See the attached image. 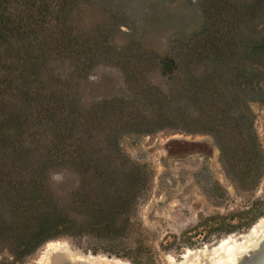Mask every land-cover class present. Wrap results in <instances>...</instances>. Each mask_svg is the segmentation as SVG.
<instances>
[{
    "label": "rangeland",
    "instance_id": "374dc122",
    "mask_svg": "<svg viewBox=\"0 0 264 264\" xmlns=\"http://www.w3.org/2000/svg\"><path fill=\"white\" fill-rule=\"evenodd\" d=\"M74 13L84 33L94 37L108 35L118 51L98 57L89 75L76 80L80 86L78 105L89 114L97 112L107 100L127 101L123 116L132 115L125 117L126 123L118 122L119 130L123 125L160 122L165 113L158 104L157 91L145 88L173 93L188 78L185 68L172 78L164 75L157 60L144 62L149 57L144 51L160 56L181 54L179 61L192 62L189 70L200 82L216 75L219 69L214 56L202 55V41L236 34V30L245 37L264 35V0H90ZM241 56H235L227 67L228 81L233 79L238 91L236 62ZM53 66L50 81L59 77L65 82L71 71L59 62ZM259 87L264 91V79ZM242 96L253 112L259 149L264 153V99L251 101L248 90ZM255 96L263 98L261 94ZM183 104L192 117L184 119L175 111L178 125H156L150 133L124 129L116 134V148L110 146L105 134L97 135L89 150L94 159L108 162L104 166L117 171L121 188H127L126 175L138 169L146 181L127 213L119 217L120 233L111 236L85 230L73 237L49 240L22 264H63L69 259L50 249V244H64L71 253L117 257L125 264H210L222 257L215 249L223 240L251 230L264 217V165L244 181L252 173L246 163L249 155L238 148L239 139H228L233 153L225 156L214 133L193 125L198 107L187 96ZM239 110L240 105L232 111L235 118ZM27 128L24 135H13L15 150L0 146V216L9 225L23 220L16 210L19 196L24 194L20 187L27 183L35 187L31 176L38 180L41 168L47 165L46 144L53 138L51 127L38 125L34 117L29 118ZM20 151H25V156ZM56 162L52 161L47 169L48 187L62 203H72L74 192L83 183L82 176L73 163ZM0 233V262L12 260L10 252L16 239L9 233ZM239 245L232 246L236 248L233 253L244 247ZM205 250L207 254H200ZM188 253L196 255L191 257Z\"/></svg>",
    "mask_w": 264,
    "mask_h": 264
},
{
    "label": "trees",
    "instance_id": "16d2710c",
    "mask_svg": "<svg viewBox=\"0 0 264 264\" xmlns=\"http://www.w3.org/2000/svg\"><path fill=\"white\" fill-rule=\"evenodd\" d=\"M88 2L90 0H0V146L15 150L11 139L13 135L25 134L29 118L34 117L38 125L51 127L53 131V138L46 144L47 165L41 168L38 180L31 176L35 187H30L29 183L20 187L24 194L19 196L16 210L23 220L9 225L0 216V231L16 239L10 252L12 260L0 264H22L45 242L63 236L73 237L85 230L111 236L120 233L118 219L127 213L146 181L138 169L126 175L127 188H121L117 171L111 170L110 165L104 166L108 162L94 159L95 155H89V150L97 135L105 134L110 146L116 148V134L124 129L150 133L156 125H178L175 111L184 119L192 117L191 112L184 109L188 108L183 104L186 96L199 109L192 119L193 125L214 133L225 156L233 153L228 139L232 136L239 139L238 148L249 155L246 163L252 173L244 181L264 165L253 112L242 96L243 91L248 90L251 101L264 99V91L259 87L264 79V35L245 37L243 32L236 30V34L216 35L202 41V55L214 56L219 69L216 75L200 82H196L192 69L189 70L192 62L179 61L181 54L160 56L144 51L143 54H149L144 62L157 60L164 75L172 78L185 68L188 78L173 93L147 86L146 91H157L158 104L165 113L162 120L151 125H123L119 130L118 122L126 123L125 117L132 115L123 116L127 101L107 100L97 112L89 114H85L77 102L80 86L76 80L79 82L89 75L98 57L118 52L108 35L94 37L81 30L74 12ZM239 55L242 56L236 62L235 79H238L236 85L240 91L234 89L233 79L228 81L229 63ZM56 62L71 71L65 82L59 77L54 81L49 79ZM258 94L263 98L255 96ZM239 105V116L235 118L232 111ZM24 153L20 151L25 156ZM52 161L57 164L69 161L82 176L83 183L74 192L72 203H62L48 187L46 173Z\"/></svg>",
    "mask_w": 264,
    "mask_h": 264
},
{
    "label": "water",
    "instance_id": "95a60500",
    "mask_svg": "<svg viewBox=\"0 0 264 264\" xmlns=\"http://www.w3.org/2000/svg\"><path fill=\"white\" fill-rule=\"evenodd\" d=\"M261 219H259V221ZM250 231L251 230H249L247 233H244V235L249 234ZM251 243H252L251 246L248 245L246 247L238 248L236 250L237 252L233 253L232 255L230 254V255L222 256L216 259L214 262H211L210 264H264V235L258 238L257 240H252ZM80 253L83 255L82 260L67 259L63 264H105L101 262H94L88 260V257H99V256L106 258L108 260L120 261L123 263L125 262L117 257H107L101 254H92V253H84V252H80ZM128 263L133 264L129 261Z\"/></svg>",
    "mask_w": 264,
    "mask_h": 264
},
{
    "label": "bare ground",
    "instance_id": "6f19581e",
    "mask_svg": "<svg viewBox=\"0 0 264 264\" xmlns=\"http://www.w3.org/2000/svg\"><path fill=\"white\" fill-rule=\"evenodd\" d=\"M263 235H264V218H262L260 221H258L256 223V225H254V227L251 229V231L249 232L248 235H232V236L228 237L227 239L223 240L218 245V247L215 249V253L216 254L222 253V256H224L226 254L227 255H230V254L232 255L233 252H234L233 250L236 249V248H233L232 246L237 245V244H241L244 247H246L248 245L251 246L252 245V243H251L252 240H257L258 238L262 237ZM244 240H246V241H244ZM220 241H218V243ZM249 243H251V244H249ZM241 245H239V246H241ZM49 247L52 250L55 249V251L58 254H60L62 256L65 255V256H67V258H69L71 260H73V259L82 260V255L80 253H78V252L71 253V251L68 249V247L66 245H64V244H61V245L50 244ZM228 247H231V249L229 250ZM227 248H228V250H227ZM203 253L207 254L208 252L206 250L203 251V252H200V254H203ZM188 254L191 257H192V255H196L195 253H188ZM200 254H198V255H200ZM89 260L90 261H94V262H101V263H105V264H122L120 262L107 261V260H104V259H101V258H96V257L94 259H89ZM206 262H208V261H206Z\"/></svg>",
    "mask_w": 264,
    "mask_h": 264
}]
</instances>
